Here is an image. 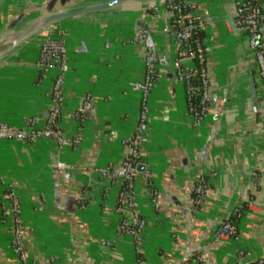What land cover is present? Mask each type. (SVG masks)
I'll return each instance as SVG.
<instances>
[{
  "label": "crops",
  "instance_id": "obj_1",
  "mask_svg": "<svg viewBox=\"0 0 264 264\" xmlns=\"http://www.w3.org/2000/svg\"><path fill=\"white\" fill-rule=\"evenodd\" d=\"M107 0H0V41L30 30L39 18ZM162 0H123L41 26L0 47V123L20 126L45 115L56 70L36 66L40 44L63 32L67 51L64 106L59 128L76 143L59 147L48 138L33 143L0 138V177L19 198L22 242L33 264H233L238 251L248 261L264 259V88L243 29L232 26L235 0H188L204 23L210 101L195 125L183 85L171 62L176 45ZM264 7V0H258ZM148 28L160 60L148 100V140L134 180L137 211L144 220L140 254L128 234L116 237L120 184L97 168L118 167L124 140L138 119L143 78L135 31ZM264 48V23L260 27ZM254 80L257 107L252 103ZM94 105L76 122L83 97ZM57 160L71 164L65 179ZM203 178L209 192L193 210V188ZM6 187H0V194ZM157 199L150 202L152 193ZM1 204V203H0ZM238 208L237 238L218 239L216 228ZM1 209V207H0ZM130 210L125 209V215ZM10 222L0 213V264H20L12 252Z\"/></svg>",
  "mask_w": 264,
  "mask_h": 264
},
{
  "label": "built area",
  "instance_id": "obj_2",
  "mask_svg": "<svg viewBox=\"0 0 264 264\" xmlns=\"http://www.w3.org/2000/svg\"><path fill=\"white\" fill-rule=\"evenodd\" d=\"M162 9L168 15V34L176 45L175 56L171 62L177 82L184 88L187 112L192 116L195 125H199L208 110L209 96V64L207 62L206 39L199 35L204 23L196 12L195 5L188 0H162L160 6H154L155 14ZM264 23V7L258 0H235L234 24L237 29H244L248 36V47L254 56L255 68L264 88V48L260 39V27ZM65 33L59 37L47 36L40 44L37 68L42 72L56 70V75L49 92L50 104L46 115L39 114L27 118L22 127L0 123V138L13 139L24 143H33L39 138H48L59 147L76 143L78 137L67 138L59 128L64 106V73L67 69V51L64 42ZM135 42L141 49V59L144 66L143 78L132 82L131 88L140 93L137 123L132 133L124 140L125 154L118 167L105 166L95 171L101 178L111 183L120 184L116 197L115 212L120 218L115 226L116 237L106 242L115 246L116 238L123 234L130 235L134 240L137 256L144 242V220L137 211V201L134 190V180L137 166L142 163V152L148 140V100L157 80V64L160 57L152 34L148 28H138L135 31ZM94 97L86 94L73 113L76 122L85 119L93 108ZM56 168L61 176L68 179L74 167L64 161L57 160ZM6 190L0 194V213L4 222H10L12 235V252L20 264H33L22 242V221L20 218L19 198L0 177V187ZM209 192V186L203 178L197 179L193 188V210H197ZM150 202L157 206L158 202L153 192ZM125 209L130 210L125 215ZM240 210L235 208L229 218L223 223L217 233L219 239L237 238V217ZM184 264H190L186 262ZM194 264H203L198 258ZM233 264H264V259L248 261L246 254L238 251Z\"/></svg>",
  "mask_w": 264,
  "mask_h": 264
},
{
  "label": "water",
  "instance_id": "obj_3",
  "mask_svg": "<svg viewBox=\"0 0 264 264\" xmlns=\"http://www.w3.org/2000/svg\"><path fill=\"white\" fill-rule=\"evenodd\" d=\"M61 3L64 5L67 1L69 0H60ZM123 0H107L105 2L99 3V4H93L91 6H85V7H81V8H76V9H72V10H61V11H56L50 14H46V16H44V18L42 20H37L36 22H34L33 27L28 30L25 31L21 34H17L13 37L10 38H4L0 41V47L1 45H3V43L7 42V41H15L27 34H29L31 31L35 30L36 28H39L41 26H45L48 24H51L53 22H55L56 20L62 19V18H66V17H70V16H74V15H78V14H82V13H86V12H94V11H99V10H103L106 8H109L119 2H121ZM232 26L234 28H236L235 24H234V19L232 18ZM250 82V91L252 93V103L254 104V108L257 107V100L255 97V86H254V80L252 77H250L249 79ZM47 113V112H46ZM46 115V114H45ZM140 169L141 171L144 169V165L141 163L137 166V170ZM227 219L223 220L218 227L216 228V233L219 232V230L221 229L223 223L226 221Z\"/></svg>",
  "mask_w": 264,
  "mask_h": 264
},
{
  "label": "rangeland",
  "instance_id": "obj_4",
  "mask_svg": "<svg viewBox=\"0 0 264 264\" xmlns=\"http://www.w3.org/2000/svg\"><path fill=\"white\" fill-rule=\"evenodd\" d=\"M44 17L39 18L38 20H42Z\"/></svg>",
  "mask_w": 264,
  "mask_h": 264
},
{
  "label": "trees",
  "instance_id": "obj_5",
  "mask_svg": "<svg viewBox=\"0 0 264 264\" xmlns=\"http://www.w3.org/2000/svg\"><path fill=\"white\" fill-rule=\"evenodd\" d=\"M244 30V29H243ZM245 31V30H244ZM199 35H201L202 36V33L201 32H199Z\"/></svg>",
  "mask_w": 264,
  "mask_h": 264
}]
</instances>
